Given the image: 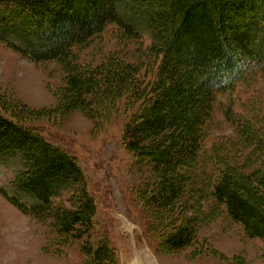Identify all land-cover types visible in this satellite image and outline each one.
<instances>
[{"label":"trees","instance_id":"trees-1","mask_svg":"<svg viewBox=\"0 0 264 264\" xmlns=\"http://www.w3.org/2000/svg\"><path fill=\"white\" fill-rule=\"evenodd\" d=\"M138 1L152 36L143 76L140 65L114 56L96 68L74 63L108 27L117 28L119 41L142 40L120 13L119 0H0V43L33 63L61 66L60 113L77 109L94 124L127 116L124 148L150 165L135 200L164 252L192 247L197 227L215 212L248 238L264 241V118L234 116L227 108L225 121L235 124L238 139L204 148L215 96L264 63V0ZM236 19L244 31H231ZM42 116L0 101V154L22 159L25 169L14 188L35 204L2 195L27 217H52L59 233L89 241L96 205L76 160L36 128ZM69 184L75 190L67 203L74 210L52 204ZM108 244L104 237L84 244V264H116Z\"/></svg>","mask_w":264,"mask_h":264},{"label":"rangeland","instance_id":"rangeland-1","mask_svg":"<svg viewBox=\"0 0 264 264\" xmlns=\"http://www.w3.org/2000/svg\"><path fill=\"white\" fill-rule=\"evenodd\" d=\"M141 4L138 0H119L120 13L137 29L141 41H119L117 28L108 27L74 63L82 69L96 68L114 56L126 64L140 65V76H143L147 72L145 61L149 60L144 49L151 44L152 36L144 22ZM233 24L231 31H244L238 19ZM248 76L233 90L215 96L210 135L204 148L208 149L220 140L238 139L235 124L225 121L227 108L231 107L234 116L255 114L264 118V63L262 67L249 70ZM64 86L59 64L33 63L0 43V101H10L32 112L44 113L45 116L36 122V128L41 130L46 141L76 160L97 209L89 241L59 233L52 224V217L39 220L30 217L39 243L40 264H84V244L94 245L103 237L116 254V264H122L126 245H130L131 251L129 264H142L140 245L146 246L144 251L150 249L155 254L156 264H237L239 261L241 264H264V241L248 238L239 224L216 212L211 220L197 227L196 243L192 247L164 252L158 243L160 236L151 231L150 223L135 200L136 189L144 188L149 180L150 165L124 148L122 134L127 116L118 113L108 121L102 118L99 124H94L77 109L60 113L59 97ZM255 166L257 163L252 168ZM24 169L18 155L0 154V208L17 215L20 212L9 204L6 197H15L27 206L35 204L32 198L14 188L16 177ZM74 190L70 184L63 185L52 204L74 210L75 205L67 203ZM204 210L209 212L210 208L206 206ZM187 215L190 216L191 211ZM56 248L59 255L51 254L54 250L58 252Z\"/></svg>","mask_w":264,"mask_h":264},{"label":"clouds","instance_id":"clouds-1","mask_svg":"<svg viewBox=\"0 0 264 264\" xmlns=\"http://www.w3.org/2000/svg\"><path fill=\"white\" fill-rule=\"evenodd\" d=\"M19 212V210H17ZM142 264H156L155 254L140 245ZM35 226L25 213L14 214L0 208V264H40ZM130 245H126L122 264H129Z\"/></svg>","mask_w":264,"mask_h":264}]
</instances>
